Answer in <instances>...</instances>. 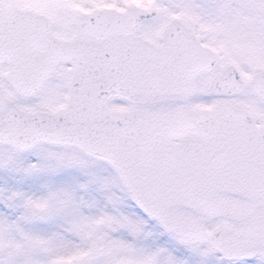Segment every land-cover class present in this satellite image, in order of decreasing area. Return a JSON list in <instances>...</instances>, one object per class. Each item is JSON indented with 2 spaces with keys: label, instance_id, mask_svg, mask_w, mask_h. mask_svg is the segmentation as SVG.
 I'll use <instances>...</instances> for the list:
<instances>
[{
  "label": "snow or ice",
  "instance_id": "1",
  "mask_svg": "<svg viewBox=\"0 0 264 264\" xmlns=\"http://www.w3.org/2000/svg\"><path fill=\"white\" fill-rule=\"evenodd\" d=\"M0 264H264V0H0Z\"/></svg>",
  "mask_w": 264,
  "mask_h": 264
}]
</instances>
